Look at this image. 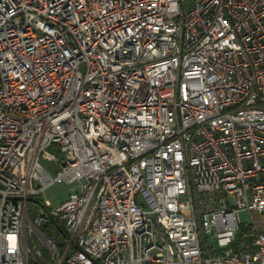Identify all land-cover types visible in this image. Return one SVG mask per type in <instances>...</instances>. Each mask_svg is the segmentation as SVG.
<instances>
[{"label":"built area","instance_id":"1","mask_svg":"<svg viewBox=\"0 0 264 264\" xmlns=\"http://www.w3.org/2000/svg\"><path fill=\"white\" fill-rule=\"evenodd\" d=\"M43 259L264 264V0H0V264Z\"/></svg>","mask_w":264,"mask_h":264},{"label":"rangeland","instance_id":"2","mask_svg":"<svg viewBox=\"0 0 264 264\" xmlns=\"http://www.w3.org/2000/svg\"><path fill=\"white\" fill-rule=\"evenodd\" d=\"M41 164H42L43 167H47V166H50L52 164V162H50V161H41ZM54 170H56V168ZM53 171H51V173ZM71 189H72V187H70V186L57 185L56 184V185H53V186L49 187L45 191L43 198L47 202H49L50 205H52V206L53 205H57V204H60L61 202H63L67 198V195L69 194ZM241 218H242L243 222H245V223L248 222V219H247V217L245 215H242ZM35 262H39L40 264H49L46 259H43L41 261L37 260Z\"/></svg>","mask_w":264,"mask_h":264},{"label":"trees","instance_id":"3","mask_svg":"<svg viewBox=\"0 0 264 264\" xmlns=\"http://www.w3.org/2000/svg\"><path fill=\"white\" fill-rule=\"evenodd\" d=\"M53 223V222H52ZM244 232V230H242V232L241 233H243ZM29 264H40L39 262H35V261H32V262H30Z\"/></svg>","mask_w":264,"mask_h":264}]
</instances>
